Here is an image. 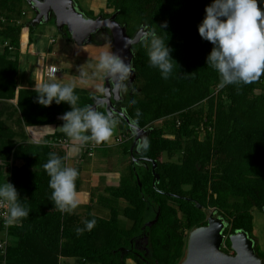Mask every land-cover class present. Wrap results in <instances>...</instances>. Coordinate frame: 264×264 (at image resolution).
I'll use <instances>...</instances> for the list:
<instances>
[{"label":"trees","instance_id":"obj_1","mask_svg":"<svg viewBox=\"0 0 264 264\" xmlns=\"http://www.w3.org/2000/svg\"><path fill=\"white\" fill-rule=\"evenodd\" d=\"M210 3L106 0L112 11L102 14L108 17L117 11L115 19L130 37L141 26L160 28L166 22L164 33L156 31L172 49L177 68L162 79L149 66L146 47L139 42L132 46L135 79L129 91L121 93L122 105L132 123L150 129L149 147L144 151L135 145L131 156L134 135L121 123L123 141H130L121 150L129 162L117 186L105 187L103 194L96 189L90 192L91 200L108 209L109 215L102 217L88 209L81 222L78 215L55 207L43 168L50 153L64 158L65 164L66 150L47 144L65 134L56 130L42 142L31 143L25 131L27 126L55 122L70 106L61 102L44 107L36 102V89H16L20 34L27 32L29 46L34 26L31 20H23L22 12L30 6L27 0H0V43L7 42L0 48V183L8 175L30 211L10 226L0 264H60L62 258H76L78 262L72 264H126L127 258L136 264H177L184 255L187 233L206 224L197 204L215 209L223 218L224 251L231 249L228 236L242 230L264 257L253 234L252 215L253 208L264 206V75L249 84L218 87L219 74L206 65L213 45L197 31ZM258 7L264 8L259 3ZM16 20L23 21L17 24ZM105 30L109 38L97 44L109 43L112 48L110 31ZM61 34L72 41L66 29ZM74 94L80 107L94 103L92 93ZM97 110L105 112L104 105ZM157 121L160 125L155 126ZM91 143L82 147L84 154L109 156L111 148L90 149ZM178 149L181 155L174 160ZM132 157L155 161L159 178L154 179L150 162L143 165ZM157 212V221L143 227ZM93 218L96 223L90 231L76 232L84 227V220ZM122 220L130 224L124 226Z\"/></svg>","mask_w":264,"mask_h":264},{"label":"clouds","instance_id":"obj_2","mask_svg":"<svg viewBox=\"0 0 264 264\" xmlns=\"http://www.w3.org/2000/svg\"><path fill=\"white\" fill-rule=\"evenodd\" d=\"M264 0H211L204 9L205 15L197 26L199 36L213 47L206 57V65L219 74V88L228 85L249 84L264 75ZM166 22L160 28L145 25L138 33L137 41L147 49L149 66L159 71L162 79L167 80L176 62L171 58L172 51L164 38L156 29L163 32ZM164 33V32H163ZM134 43L128 41L127 44ZM52 76L47 82L36 85V102L44 107L52 103L65 102L70 106L58 118L63 121L60 126L65 136L71 141L67 157L74 156L80 148L94 142L100 144L108 141L114 133L116 119L110 112L98 111L94 106H78L79 97L74 94L76 82H55L56 69H51ZM135 68L131 61L125 62L111 50L102 51L93 65L87 69L80 68L78 80L87 85L89 81L99 77L108 82L109 87L100 86L101 93H127L130 87L129 78ZM135 103V101H131ZM140 112L136 111L139 118ZM135 123V121H133ZM52 128L50 126H47ZM46 142V141H45ZM149 142L143 140L138 150L147 151ZM64 158L54 153L43 164L51 189L50 199L55 207L63 213H72L80 204L76 180L79 172L76 168L66 166ZM0 208H6L5 223L12 225L29 216L13 184L0 183ZM95 219L84 220L83 228H77L78 234L90 231L95 226Z\"/></svg>","mask_w":264,"mask_h":264},{"label":"water","instance_id":"obj_3","mask_svg":"<svg viewBox=\"0 0 264 264\" xmlns=\"http://www.w3.org/2000/svg\"><path fill=\"white\" fill-rule=\"evenodd\" d=\"M31 7L35 10V16L31 20L34 26L36 23L47 22L54 17V23L58 31H61L65 26L72 41L77 45L90 44L92 35L102 29H108L112 38V52L119 55L122 59L133 61L134 53L132 46L137 44L139 31L144 27L141 26L133 36H129L126 32V27L116 21L117 11L108 17H88L76 6L74 0H27ZM128 41L134 43L127 44ZM135 79V72L131 74L129 81L130 86ZM104 87H109L107 80L104 81ZM122 100L121 93H102L94 98V106L96 109L99 105H104L105 112H110L121 123H126L130 132L134 135L130 154L132 156L133 146L138 145L146 139L150 129L141 128L132 123L125 111L115 107L118 101ZM135 162L151 163L154 179L159 176L154 173L156 167L155 161L150 158H135ZM140 184V183H139ZM197 207L204 211L206 215V224L195 227L188 234L186 255L180 264H264V257H261L254 248L253 240L245 231L239 230L228 236L230 248L233 254L226 253L221 245L224 235L222 233L225 222L222 217L218 216L215 209H206L200 204ZM209 210V213L206 212ZM264 212V206L262 207ZM158 219V212L155 217L146 222L143 227H151Z\"/></svg>","mask_w":264,"mask_h":264},{"label":"rangeland","instance_id":"obj_4","mask_svg":"<svg viewBox=\"0 0 264 264\" xmlns=\"http://www.w3.org/2000/svg\"><path fill=\"white\" fill-rule=\"evenodd\" d=\"M76 3V6L79 10H81L86 16L88 17H95L98 13L100 12H111L112 8L106 5V0H74ZM30 6H27L24 8V10L26 11V14L28 15H34L35 16V10L31 7V4H29ZM90 10V12H89ZM89 12V15H88ZM33 13V14H32ZM30 17V16H29ZM25 18H23L24 20ZM29 19V18H28ZM27 19V20H28ZM22 20V21H23ZM51 21H47V22H40V23H36L34 25V28L32 30V32L29 33L31 41L33 39H35L39 34H43L45 36H47V38H52L54 39V42L51 44L52 47V52L50 53H45L42 56L45 63L49 64V65H55L58 68V72L55 76L56 80L55 82L58 83H69L72 81L76 82V87L75 89L79 92H83V91H87L89 88H91L94 83L96 82H102L103 80H101L99 77L89 81V83L87 85H83L79 83L78 80V73H79V69L85 68L87 69V66L89 63L91 64H95L97 62L98 56L102 51L105 50H111L112 48L110 46L109 43L107 44H97V43H101L104 40L109 38V34L107 32V30L102 29L100 31H98L97 33L92 35V40L90 44H86V45H77L76 43H74L73 41H68L66 40L62 35H61V31H58L55 24H54V17L52 16ZM62 29H66V27L64 26ZM20 39H21V43L17 52L18 55V59H19V67H20V75L22 76L23 74V68L27 66V68L31 65V78L30 81L34 82V84H36V82H38L41 78V73H42V67L40 68V64L43 61V59H37L41 56H39L36 53H33L31 51V53L33 55H29L28 52L22 51L23 45L26 44V31L23 30L20 34ZM25 49V48H23ZM21 51V52H20ZM30 51V50H29ZM50 78V77H49ZM49 78H45V81L47 82L49 80ZM104 86V84L102 85ZM96 97V95H95ZM155 126L160 125V121H157L154 123ZM47 126H50L52 128H49ZM60 126H57V124H41V125H33L32 128H28L29 132L34 131L35 129L38 130V134H34L35 138H41L43 136V134H49L54 132L55 129H59ZM116 132V129H114V133ZM113 133V134H114ZM112 138V137H111ZM111 138L108 141L105 142H109L112 141ZM124 140V139H123ZM185 142V141H184ZM130 141L125 140L123 141V145L124 146H129ZM82 149V150H81ZM182 150V148H180ZM181 150H177V156L172 157V159H176L178 157H180L181 155ZM83 148H80V150L71 157H68L66 159L67 165H69V159L74 160L76 166H84L83 160H82V155H83ZM179 155V156H178ZM164 158H166V154L163 155ZM82 160V162L80 163V161ZM100 160V159H99ZM129 162V158L125 157L123 158V160H113V163H108L109 165H111L112 168L111 170H119V166L125 164V166L128 164ZM103 163V162H102ZM107 163V162H106ZM105 163V164H106ZM101 164V163H99ZM117 166V167H114ZM102 166L98 165V167H96L94 170H102ZM5 180H7V182H9V178L8 175L6 177L3 178L2 182H4ZM101 209V208H100ZM209 209V208H206ZM102 213H98V214H104L103 216H105V214L107 215L108 212L106 209H101ZM72 213L78 215L79 217V221L82 222V220L85 218L86 216V209L84 207H78L76 210H74ZM252 215H253V234L256 238L257 243L259 244V247L261 250H264V212L260 209H258L257 207L253 208L252 210ZM122 224L124 226H128L130 223L127 220H122ZM190 232V231H189ZM186 235V246H185V251H184V255L183 257L178 261L177 264H180V262L184 259L185 255H186V247H187V240H188V234ZM1 236V234H0ZM227 236L224 235V239ZM223 239V242H224ZM222 249H225L223 246V243L221 245ZM228 254H233V251H231V249L225 251ZM78 260L76 258H65L62 261V264H72V263H77ZM126 264H136L134 261H132L131 259L127 258L126 259Z\"/></svg>","mask_w":264,"mask_h":264},{"label":"crops","instance_id":"obj_5","mask_svg":"<svg viewBox=\"0 0 264 264\" xmlns=\"http://www.w3.org/2000/svg\"><path fill=\"white\" fill-rule=\"evenodd\" d=\"M22 15L24 16L25 20H27L28 18H29L28 20H32L34 17V15H32V17H31V15L26 14V11ZM49 21H51V20H49ZM61 35L63 36V34H61ZM20 41H21V39H20ZM26 41H27V32H26ZM53 42H54V39L47 38V36H45L43 34H39L35 39H33L31 41L29 46H27L26 44L23 45V48H25V49L22 48V51L28 52L29 55L30 54L33 55L31 53V51H32L33 53H36L39 56H41V57L37 58L38 60L43 59V57H44V56H42L43 54L52 52V49H51L52 45L51 44ZM48 66H55V65L46 64L44 59H43V61L40 64V68L42 67L41 78L38 82H36V84H34L33 81L32 82L30 81L31 70H32L30 68L31 65L28 68H27V66L23 68L22 76L20 75V72L18 71L16 89L17 90L19 88L36 89V85L40 84L41 82H46L45 78L51 77V76L47 75L46 71H45ZM19 70H20V67H19ZM56 74H55V76H56ZM103 84H104V81H103V83L102 82L101 83L96 82L87 91L79 92L76 89H74V93H78V94L92 93L96 96H100V95H102V93L100 91H98V88L100 86H102ZM12 102H13L12 104L16 103L15 100H12ZM58 117H57L55 122L50 123V124H57V126H61L63 121L60 120ZM116 121H117L116 126H115L116 132L113 134V136L111 138L112 141L102 142V143L98 144L99 147L111 148V151L108 152L109 156H103V155L98 154L96 152H93V154L91 156H89L87 153L86 154L83 153L82 160H83L84 166H80V164H79V166H76L74 160H72V159H69V162H70L69 165H67V162L65 161L66 166L74 167L79 172V176H78L77 181H76V188H77V191L79 193L78 198L80 200V204L78 207H84L86 209V211L89 209L93 214H96V215H99L102 217H108V215H109L108 209H106L105 207L98 204V202H96L95 200L92 201L91 197H90V192L92 189H96L97 194H103L104 193L103 189L105 187L117 186L119 179H120V175L123 172V170L125 169V167L127 166V165L125 166V164H123V165L119 166V170H111L114 168H112L111 165H109L110 163H113L114 159L115 160H123V158L128 157V156H124L123 152L121 150V147L124 146L123 145V138L126 139L124 137V135L122 134L124 130L121 127V122L118 119H116ZM32 126L25 127V131H26V134L28 137V141H30L31 143H40L43 141V137L45 135L51 134V133L43 134V136L41 138H35L34 134H38V130L35 129L34 131L29 132L28 128H32ZM56 130L62 131L61 128L55 129L54 131H56ZM67 152H68V149H66V159L68 158ZM104 154H106V152H104ZM82 160L80 161V163L82 162ZM99 163H101V164H99ZM98 165H101L103 167L102 170H94L96 167H98ZM114 167H117V166L114 165ZM119 201H120V203H119L120 206L124 207L125 201L122 199H120ZM100 208L106 209L108 214L107 215L105 214V216H103L104 214H102V215L98 214V213H102ZM63 259H65V258L61 259L60 264H62Z\"/></svg>","mask_w":264,"mask_h":264},{"label":"built area","instance_id":"obj_6","mask_svg":"<svg viewBox=\"0 0 264 264\" xmlns=\"http://www.w3.org/2000/svg\"><path fill=\"white\" fill-rule=\"evenodd\" d=\"M24 12H22V14H24ZM22 21L21 20H16L17 24H20ZM7 46V42H2L0 43V48L3 49L4 47ZM9 50L12 49L11 46L8 47ZM55 68L57 73L58 68L56 66H48L46 68V74L49 76H52V72L51 69ZM71 141L67 138V137H54L53 139L49 140L47 142V144H50L54 147H58V148H63V149H68V146L70 145ZM98 144H95L94 142L91 143V145H89V148L92 149L94 147H97ZM89 156L92 155V152H88L87 153ZM7 209L6 208H0V251L1 253L5 252L6 249V245L8 243V230L10 228L11 225H8L5 223V213H6ZM224 248L226 249L225 245L223 244ZM232 251V250H231Z\"/></svg>","mask_w":264,"mask_h":264},{"label":"flooded vegetation","instance_id":"obj_7","mask_svg":"<svg viewBox=\"0 0 264 264\" xmlns=\"http://www.w3.org/2000/svg\"><path fill=\"white\" fill-rule=\"evenodd\" d=\"M89 11H90V10H89ZM97 16H102V17H104V15L102 14V12L98 13V14L96 15V17H97ZM122 101H123V99H122L121 101H118V102L115 104V107L118 108V109H122V110H124V105H122Z\"/></svg>","mask_w":264,"mask_h":264},{"label":"bare ground","instance_id":"obj_8","mask_svg":"<svg viewBox=\"0 0 264 264\" xmlns=\"http://www.w3.org/2000/svg\"><path fill=\"white\" fill-rule=\"evenodd\" d=\"M207 213H209V210H206Z\"/></svg>","mask_w":264,"mask_h":264}]
</instances>
